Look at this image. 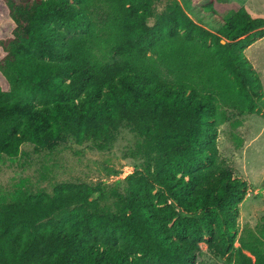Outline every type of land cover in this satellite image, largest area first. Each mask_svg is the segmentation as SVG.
<instances>
[{
	"label": "trees",
	"instance_id": "1",
	"mask_svg": "<svg viewBox=\"0 0 264 264\" xmlns=\"http://www.w3.org/2000/svg\"><path fill=\"white\" fill-rule=\"evenodd\" d=\"M262 38L264 18L218 0H0V156L110 151L127 129L141 160L114 185L0 194V264H197L202 243L264 264V217L240 229L249 184L218 144L264 111L246 56Z\"/></svg>",
	"mask_w": 264,
	"mask_h": 264
},
{
	"label": "rangeland",
	"instance_id": "2",
	"mask_svg": "<svg viewBox=\"0 0 264 264\" xmlns=\"http://www.w3.org/2000/svg\"><path fill=\"white\" fill-rule=\"evenodd\" d=\"M218 1L246 6L250 10L253 7L257 17L264 18V0ZM183 5L195 21L215 32L219 29L220 23L216 16L201 9H193L190 2H184ZM246 56L264 85V38L249 47ZM262 115L241 117L243 126L237 130L230 123L219 129L221 156L234 168L235 176L245 179L249 184L240 205V229L246 226L255 228L264 217V111ZM137 140L135 134L123 129L114 147L105 152L93 149L90 144L78 146L67 143L53 152L39 151L34 145L25 144L16 159L0 156V194L10 198L19 188L28 189L33 194L41 191L52 194L59 183L114 185L122 182L141 163V160L132 157ZM239 140H243V144L238 149ZM201 248L197 264H231L226 258L211 255L206 244L202 243Z\"/></svg>",
	"mask_w": 264,
	"mask_h": 264
},
{
	"label": "crops",
	"instance_id": "3",
	"mask_svg": "<svg viewBox=\"0 0 264 264\" xmlns=\"http://www.w3.org/2000/svg\"><path fill=\"white\" fill-rule=\"evenodd\" d=\"M241 7H242V5H241ZM245 8H246V10L251 14V16L252 17H254V18H258L257 16V14H256V10L252 7V10H250V9H248L246 6H244Z\"/></svg>",
	"mask_w": 264,
	"mask_h": 264
},
{
	"label": "water",
	"instance_id": "4",
	"mask_svg": "<svg viewBox=\"0 0 264 264\" xmlns=\"http://www.w3.org/2000/svg\"><path fill=\"white\" fill-rule=\"evenodd\" d=\"M222 43H224V44H225L226 42L223 40V41H222Z\"/></svg>",
	"mask_w": 264,
	"mask_h": 264
}]
</instances>
